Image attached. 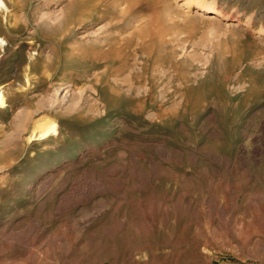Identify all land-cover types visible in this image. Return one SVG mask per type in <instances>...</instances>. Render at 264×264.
Returning a JSON list of instances; mask_svg holds the SVG:
<instances>
[{"label": "rangeland", "instance_id": "1", "mask_svg": "<svg viewBox=\"0 0 264 264\" xmlns=\"http://www.w3.org/2000/svg\"><path fill=\"white\" fill-rule=\"evenodd\" d=\"M3 1L0 264H264V0Z\"/></svg>", "mask_w": 264, "mask_h": 264}, {"label": "bare ground", "instance_id": "2", "mask_svg": "<svg viewBox=\"0 0 264 264\" xmlns=\"http://www.w3.org/2000/svg\"><path fill=\"white\" fill-rule=\"evenodd\" d=\"M140 1H142V0H73L67 5L66 9H64L65 10L63 13L64 16L63 15L62 16L64 17V20L67 22V24L65 22V25L68 27H69V25L72 26L71 29L75 28L76 26H81L82 28L87 29V26H91L95 23H100V22L108 19V20H110L109 25L107 24L108 27L110 29H114V30L119 32L123 27H125L123 25L125 23L123 19H124V16L126 15V13L130 12V10ZM2 2H4V1L0 0L1 4H2ZM124 3H126L127 7L125 10H122L119 7ZM196 7H197V9H199V11H205L206 13L208 12L207 13L208 16L206 15V17L212 19V21L213 20H225L228 18L225 13H223L222 11H220L214 7L212 8V7H209L207 5H203V4H196ZM3 10H4L3 11L4 12V20H7L9 12H10V7L5 2H4ZM73 11H75L76 15H72ZM120 16L123 17V19L118 20V18ZM122 20H123V23H121ZM119 23H121V24H119ZM68 29L71 30L70 27L67 28V30ZM64 30H65V28H64ZM123 30H125V29H123ZM107 39H108V43L106 44L107 49L100 48V50L98 52H95L94 54L96 55L95 57L103 58V60L106 59V61L110 64V62H115L119 59L121 51L118 49V47H116V44L118 43V40H119L118 36L114 35V36L107 38ZM141 41H142V39H141ZM6 43H7V40L5 39V37L3 35L0 34V45H5ZM133 46H135V45H133ZM120 49H122V48H120ZM142 49H143V47H142ZM92 52H94V51H92ZM108 66H110V65H108ZM123 66H124V60H120V64L118 66L119 68L118 67L117 68L121 70ZM118 69H116V71ZM118 72H120V71H118ZM133 75H136V74H133ZM7 100L8 99H6L5 95L0 90V108H5L8 106ZM126 100H128V98ZM163 114H164V112H163ZM58 132H59L58 131V123L56 121H53V119L43 120V121H39L35 124V127L32 131L30 138H32V139H44V138L49 137L50 135H56V134H58Z\"/></svg>", "mask_w": 264, "mask_h": 264}]
</instances>
